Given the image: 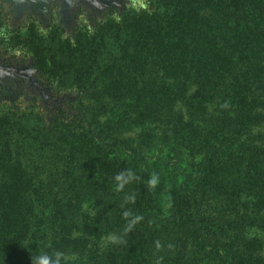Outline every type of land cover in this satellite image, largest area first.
I'll return each instance as SVG.
<instances>
[{
    "label": "trees",
    "instance_id": "obj_1",
    "mask_svg": "<svg viewBox=\"0 0 264 264\" xmlns=\"http://www.w3.org/2000/svg\"><path fill=\"white\" fill-rule=\"evenodd\" d=\"M100 2L121 19L81 33L64 61L80 75L71 119L31 113L0 130L19 172L0 202V241H13L0 264L20 245L78 254L76 264H264V0H149L140 12ZM128 169L138 179L117 193ZM126 194L135 203L122 208ZM125 210L144 218L128 235ZM110 233L126 243L101 249Z\"/></svg>",
    "mask_w": 264,
    "mask_h": 264
},
{
    "label": "rangeland",
    "instance_id": "obj_2",
    "mask_svg": "<svg viewBox=\"0 0 264 264\" xmlns=\"http://www.w3.org/2000/svg\"><path fill=\"white\" fill-rule=\"evenodd\" d=\"M126 3L122 10L126 8ZM57 5L60 8L59 16L53 18L51 8ZM107 6L109 8L103 11L95 6L90 7L85 0H78L75 8L71 7L67 0H52L51 4L48 0H39L38 3L25 0V3L13 5L12 13L0 15V21L12 16L11 46L27 49L30 53L28 59L19 60L16 57L0 54V67L15 69L14 78L0 80V130L14 127L20 117L31 113L43 116L48 124H52L57 118L71 119L69 114L77 110V100L81 93L75 87L74 80L80 75L75 73L74 66L66 65L64 61L68 59L71 62L76 57L81 33L93 36L98 27L112 17L113 11H116L115 5ZM46 7L49 8L47 13L44 11ZM81 11L87 12L93 27L91 34L78 26L77 20ZM41 25L48 33L46 37L40 34ZM2 43L3 41H0V44ZM101 54L104 58H111L113 51L110 47L104 46ZM100 59L101 57L95 62H99ZM90 61L91 59L83 68L89 65ZM29 69H35V75H29ZM80 71L81 69L78 68L77 72ZM24 121L26 122L23 128L31 129L33 121L27 119ZM8 157L10 156L0 153V170H4L5 174L9 175V179L5 177L0 181L2 203L6 202L2 198H5L7 193L11 191L14 193L19 187V172L9 162ZM85 205H87L86 210L93 212L89 203L82 206ZM4 223L0 222V227L4 226ZM253 234L262 236V233L255 231ZM107 235H102L100 238L101 249L106 247L103 246V238ZM12 242L9 239L0 241V249L3 244L4 251L8 250L13 245ZM262 250L264 253V243ZM32 255H34L33 248L27 246L23 249L20 245L15 256L12 257L10 252L5 255L3 264H33Z\"/></svg>",
    "mask_w": 264,
    "mask_h": 264
},
{
    "label": "clouds",
    "instance_id": "obj_3",
    "mask_svg": "<svg viewBox=\"0 0 264 264\" xmlns=\"http://www.w3.org/2000/svg\"><path fill=\"white\" fill-rule=\"evenodd\" d=\"M34 3H38L39 0H32ZM25 3V0H0V15H3L5 13H12L13 5L14 4H20ZM48 3H52V0H48ZM67 3L75 8L78 0H67ZM91 3L99 9H103L104 5L100 2V0H91ZM127 10H135L136 12L140 11H148L149 9V0H128L126 3ZM44 11L47 13L49 11V8H45ZM60 8L59 6H54L51 8L52 17L59 16ZM12 19V16L8 19H4L3 21H0V41H3L2 44H0V54L6 55L7 57H16L18 60L21 58L28 59L30 57V53H28L27 49H21L17 47L11 46V35L12 32L10 31V20ZM112 19L116 22H119L121 19V15L113 11L112 13ZM78 26L81 28L86 29L89 34L93 32V27L91 22L89 21L87 17L86 11H81V13L78 16L77 20ZM45 27L41 25L40 34L43 36H47V32L44 30ZM29 75H35V69H29L28 70ZM15 77V69H9L0 67V80H3L5 78H14ZM222 108H228L229 102L225 101L222 105ZM114 190L117 193L123 192L125 187L129 184H131L133 181L138 179L136 174L131 170L128 169L126 172H118L114 176ZM160 183V177L157 173H152L150 177L148 178L146 185L149 190H155V188ZM128 203H135V195L134 194H126L123 199V203L121 204V207L123 208ZM85 209H87V205L84 206ZM123 218L126 221L125 227H124V235H128L130 232H132L136 225L140 223L144 218L141 215H134L130 210H125L123 212ZM75 236V234H74ZM126 243V241L123 239V236L118 235L116 233L108 234L103 238V246H107L109 244H123ZM163 245L160 240L155 241V250L156 253H159L163 250ZM167 248L170 251H174L175 246L173 244H168ZM155 255V253H154ZM31 260L33 264H76V261L79 260L78 254L65 252L61 250H56L53 253L49 254L46 251H41L36 255L31 256ZM163 262V256H156V259L154 261V264H162Z\"/></svg>",
    "mask_w": 264,
    "mask_h": 264
}]
</instances>
